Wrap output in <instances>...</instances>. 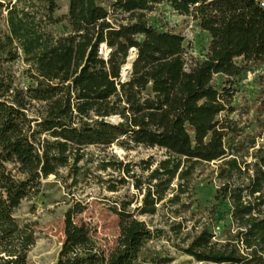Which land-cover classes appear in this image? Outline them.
Wrapping results in <instances>:
<instances>
[{
	"label": "trees",
	"instance_id": "trees-1",
	"mask_svg": "<svg viewBox=\"0 0 264 264\" xmlns=\"http://www.w3.org/2000/svg\"><path fill=\"white\" fill-rule=\"evenodd\" d=\"M158 3L190 16L209 37L204 58L189 68L182 36L147 21L145 12ZM56 9V0H0L6 26L0 33V264H28L35 237L31 223L13 216L21 200L36 195L41 179L59 167L75 165L85 146L112 144L156 147L164 157L151 169L145 162L140 205L129 209V200L114 209L112 247L74 222L78 210L68 207L56 264H138L143 244L160 229L136 215L153 216L157 204L181 202L195 165L213 160H221L215 203L190 226L182 251L213 264H264V146L253 161H239L217 118L226 93L212 84L214 74L237 76L251 64L264 66V0H112L109 8L97 0H68L64 16L54 15ZM130 49L134 59L123 74ZM16 59L25 65V84L3 65ZM108 165L141 189L128 163ZM225 201L232 227L218 240L213 223L223 218L217 205ZM182 227L169 224L175 235Z\"/></svg>",
	"mask_w": 264,
	"mask_h": 264
},
{
	"label": "rangeland",
	"instance_id": "rangeland-1",
	"mask_svg": "<svg viewBox=\"0 0 264 264\" xmlns=\"http://www.w3.org/2000/svg\"><path fill=\"white\" fill-rule=\"evenodd\" d=\"M97 1L109 8L112 0ZM56 2L54 15L64 16L68 0ZM145 14L148 23L155 28L169 29L182 36L185 68L204 58L209 37L190 16L179 15L167 3L155 4ZM61 23L65 24V21ZM5 27L4 14H1L0 33ZM59 29L60 24L55 26L54 31ZM133 54L130 50L129 57ZM235 61L240 63L239 58ZM3 65L15 74L21 84L27 83L28 80L22 73L25 65L20 59ZM212 84L220 92L224 90L226 93V109L217 115L229 132L224 139L225 143L237 151L239 161H253L255 149L261 144L264 146L263 64H251L245 72L237 76L214 74ZM251 139L254 146H250ZM123 147L124 149L116 144L108 147L85 146L82 158L75 165L69 161L65 166L59 167L55 175L50 174L41 179L36 195L21 200L13 216L20 224L31 223L35 237L26 255L28 264H56L64 237V213L68 207L78 210L72 216L73 221L87 224L102 247L109 248L114 245L118 235V218L114 209L129 200V209L140 205L141 194L146 187L145 177L149 172L145 168V162L151 163V169L157 160L164 157L163 150L156 147ZM111 161H121V165L128 163L130 173L142 182L141 189L133 187L135 178L126 176L121 168L108 165ZM220 161L200 162L195 165L191 176L184 181V189H188L190 195L187 192L181 194V202L170 204L164 201L156 205L157 211L153 216L136 215V218L144 220L151 228L160 229V232L143 244L138 264H213L196 261L183 253L182 247H185L192 232L190 226L196 225V220L203 221L207 210L215 203L213 196L221 183L217 177ZM175 183L176 179L172 181L173 188ZM170 195L171 191H168L167 196ZM228 206L226 201L217 205L220 211L225 212L223 218L220 216L218 222L213 223L214 239H223L231 230ZM177 221L182 222L184 227L175 235L169 224Z\"/></svg>",
	"mask_w": 264,
	"mask_h": 264
},
{
	"label": "water",
	"instance_id": "water-1",
	"mask_svg": "<svg viewBox=\"0 0 264 264\" xmlns=\"http://www.w3.org/2000/svg\"><path fill=\"white\" fill-rule=\"evenodd\" d=\"M133 59H134V55L131 56V57H128V64H129V67H127V68L125 69L126 71L130 69V66H131V63H132ZM122 70H123V69H122ZM126 71H125V73H126Z\"/></svg>",
	"mask_w": 264,
	"mask_h": 264
},
{
	"label": "bare ground",
	"instance_id": "bare-ground-1",
	"mask_svg": "<svg viewBox=\"0 0 264 264\" xmlns=\"http://www.w3.org/2000/svg\"><path fill=\"white\" fill-rule=\"evenodd\" d=\"M131 51H133V49H130ZM127 67H129V64H128V62L122 67V69H123V72H125L126 70V68Z\"/></svg>",
	"mask_w": 264,
	"mask_h": 264
}]
</instances>
